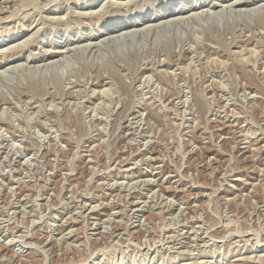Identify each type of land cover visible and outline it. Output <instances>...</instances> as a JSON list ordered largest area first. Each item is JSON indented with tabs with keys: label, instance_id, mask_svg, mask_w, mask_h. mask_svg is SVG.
<instances>
[{
	"label": "rangeland",
	"instance_id": "rangeland-1",
	"mask_svg": "<svg viewBox=\"0 0 264 264\" xmlns=\"http://www.w3.org/2000/svg\"><path fill=\"white\" fill-rule=\"evenodd\" d=\"M223 1L0 0V264H264V0Z\"/></svg>",
	"mask_w": 264,
	"mask_h": 264
},
{
	"label": "bare ground",
	"instance_id": "bare-ground-1",
	"mask_svg": "<svg viewBox=\"0 0 264 264\" xmlns=\"http://www.w3.org/2000/svg\"><path fill=\"white\" fill-rule=\"evenodd\" d=\"M236 2H238V1H232V2H230V1H223V2H221V3H218L215 7H220L219 9H221V10H224V9H226V8H228L230 11H233L234 12V6H237V7H239V8H242V6L244 7V9H246V7L248 8V9H251V8H249V7H251V6H253L254 4H256L255 2H253V3H250V2H243L242 4H240L239 2L236 4ZM125 4V3H124ZM206 3H205V1H201V2H196V3H193V4H189V5H179V6H177V7H175V8H171V7H168V8H166L163 12H161L160 14H158V15H156V17L153 19V22H156V23H158V25L159 26H165L166 28H168V29H170L171 27H172V25L174 24V23H178L179 24V22H177V19L175 18H173V19H170L169 17H172V16H179V15H185V14H188L187 16H185V18L183 17V19H185V20H183V22H184V25L185 24H190L189 23V21L188 20H191V21H194V20H198V18H200V17H203L202 16V14L203 15H206V14H209V15H215V14H217L216 13V11H210L209 12V10H208V8L207 9H205L203 6L205 5ZM232 5H234L233 7H232ZM22 6V5H21ZM256 6H258L257 4L254 6V7H256ZM214 7V6H213ZM213 7H209V8H213ZM253 7V8H254ZM260 7V6H259ZM263 7V6H262ZM233 8V9H232ZM252 8V9H253ZM208 12H206L205 10ZM243 9V8H242ZM258 9V8H257ZM256 9V10H257ZM195 10H197V12H198V10H200L201 12L199 13H193L192 14V12L191 11H195ZM212 10V9H211ZM237 11L239 10V9H236ZM247 10V9H246ZM256 10H253V11H256ZM226 11V10H225ZM249 11V10H248ZM247 12V11H246ZM250 12H251V10H250ZM250 12H249V14H250ZM231 13V12H230ZM229 13V14H230ZM224 14V13H223ZM237 14V13H236ZM235 14V15H236ZM253 14V13H252ZM218 15V14H217ZM181 16V17H182ZM200 16V17H199ZM216 16V15H215ZM206 17H209L208 15L206 16ZM217 17V16H216ZM170 20H169V19ZM116 20H113V22H111L112 24L115 22ZM143 23H150V20H148V21H146V22H143ZM151 24V23H150ZM182 24V23H181ZM142 25H141V19H137V20H129V21H127V20H125V21H123V22H120V23H115L113 26H111L110 28H108V29H106L105 31L103 30V32H105V33H98L99 34V36H103L102 38V43H106V42H108V41H110L111 43H114L115 41H117V40H122V39H126V40H128V39H133L134 40V38L135 37H140L139 35H141V33H142V31H140L139 29V27H141ZM175 27H173V28H179V26H176V25H174ZM164 27V28H165ZM127 28H129L128 29V31H123V30H126ZM185 28H188V27H185ZM144 29V28H143ZM189 29V28H188ZM258 31V30H257ZM262 31V30H261ZM100 32V31H99ZM118 32H121V34H118ZM148 32V31H147ZM108 36V37H107ZM201 38V37H200ZM99 40V39H98ZM105 40H107V41H105ZM140 41V40H139ZM178 41V40H177ZM88 42V41H87ZM123 42V41H122ZM244 42H246V41H244ZM119 43V42H118ZM117 43V44H118ZM1 45V44H0ZM125 45V44H124ZM97 46H98V44H97ZM1 47V46H0ZM251 50V49H250ZM233 53H235V52H233ZM253 53V52H252ZM256 53V52H255ZM53 55H51V57H50V55H49V57L48 58H56L57 56H59L60 55V53L59 52H53L52 53ZM241 54V53H240ZM242 55V54H241ZM63 56H64V54H63ZM63 56H62V58H63ZM206 56V55H205ZM243 56V55H242ZM247 56V55H246ZM61 57V56H60ZM256 58V57H255ZM246 59V62H247V58H245ZM244 59V60H245ZM260 59V58H259ZM45 60H48L47 58L46 59H43V58H40V59H31L30 60V62H43V61H45ZM57 60V59H56ZM212 60V59H211ZM219 60V59H218ZM244 60H242V61H244ZM249 60V59H248ZM214 61V60H213ZM240 61V60H239ZM145 62V61H144ZM162 62V63H161ZM161 62H160V64H159V66H162V67H164V66H168L169 65V63H167V61L166 62H163L162 60H161ZM210 62V61H209ZM194 63V62H193ZM243 63H245V62H243ZM248 63V62H247ZM30 64H32V63H30ZM121 64V63H120ZM197 64V63H196ZM214 64V63H213ZM212 64V65H213ZM216 64V63H215ZM242 64V63H241ZM39 65V64H38ZM228 65V64H227ZM243 65V64H242ZM42 66V65H41ZM45 66V65H44ZM239 66V65H238ZM254 66V65H253ZM35 67V66H34ZM46 67V66H45ZM150 67V66H149ZM189 67V66H188ZM36 68V67H35ZM190 68V67H189ZM188 68V69H189ZM182 71V70H181ZM196 71V70H195ZM263 71V70H262ZM164 72V71H163ZM5 73V72H4ZM102 73V72H101ZM176 73V72H175ZM190 73V72H189ZM184 74V73H183ZM191 74V73H190ZM68 75V74H67ZM188 75V74H187ZM94 76V75H93ZM126 76V75H125ZM151 76V75H150ZM174 76V75H173ZM208 76V75H207ZM261 80V79H260ZM82 81V80H81ZM103 84H104V81L102 80L101 81ZM174 82V81H173ZM176 82V81H175ZM215 82V81H214ZM224 82V81H223ZM90 83V82H89ZM212 85V84H211ZM222 85V84H221ZM65 87V86H64ZM227 87V86H226ZM72 88V87H71ZM158 88V87H157ZM167 89V88H166ZM208 89V88H207ZM93 91V90H92ZM107 91V90H106ZM153 91V90H152ZM160 91V90H159ZM75 92V91H74ZM110 92V91H109ZM55 93V92H54ZM95 93V92H94ZM106 94V93H105ZM108 94V93H107ZM162 94V93H161ZM254 94V93H253ZM168 95V94H167ZM108 96V95H107ZM148 96V95H147ZM167 97V96H166ZM10 99V98H9ZM117 99V98H116ZM154 99V98H153ZM113 101V100H112ZM158 101V100H157ZM167 101V100H166ZM170 101V100H169ZM152 102V101H151ZM15 103V102H14ZM71 103V102H70ZM73 103V102H72ZM79 103V102H78ZM101 103V102H100ZM110 103V102H109ZM68 105V104H67ZM76 105V104H75ZM118 105V104H117ZM26 106V105H25ZM102 106V105H101ZM108 106V105H107ZM224 106V105H223ZM54 107V106H53ZM55 107H57V106H55ZM98 107V106H97ZM163 107V106H162ZM33 108V107H32ZM68 108V107H67ZM109 108V107H108ZM228 108V107H227ZM77 109V108H76ZM98 109V108H97ZM29 110V109H28ZM95 111V110H94ZM184 111V110H183ZM7 112V111H6ZM39 112V111H38ZM90 112V111H89ZM163 113V112H162ZM96 115V114H95ZM99 116V115H98ZM3 117V116H2ZM1 117V118H2ZM96 117V116H95ZM233 117V116H232ZM103 118V117H102ZM39 119V118H38ZM47 119V118H46ZM39 123H41V122H39ZM41 124H43V123H41ZM187 125V124H186ZM5 129V128H4ZM129 129V128H128ZM14 131V130H13ZM101 131H103V130H101ZM6 133V132H5ZM121 136H123V135H121ZM149 136V135H148ZM151 136V135H150ZM28 137V136H27ZM47 137V136H46ZM152 137V136H151ZM6 138V137H5ZM49 138V137H48ZM1 139V138H0ZM27 139V138H26ZM18 141V140H17ZM96 141V140H95ZM102 142V141H101ZM138 142V141H137ZM20 143V142H19ZM94 147V146H93ZM212 149V148H211ZM8 152V151H7ZM18 156V155H17ZM7 158V157H6ZM211 158V157H210ZM27 159V158H26ZM214 159V158H213ZM151 160H153V159H151ZM122 161V160H121ZM154 161V160H153ZM25 164V163H24ZM119 164V163H118ZM155 167H157V166H155ZM215 167V166H214ZM120 168V167H119ZM154 169V168H153ZM156 169H158V168H156ZM262 170V169H261ZM260 170V171H261ZM262 172V171H261ZM50 173V172H49ZM51 174V173H50ZM261 174V173H260ZM137 176V175H136ZM160 177V176H159ZM11 180V179H10ZM150 181V180H149ZM166 181V180H165ZM142 184V183H141ZM150 183H148V185H149ZM6 185V184H5ZM132 185H133V183H132ZM263 185V184H262ZM254 187V186H253ZM6 188V187H5ZM264 188V187H263ZM11 189V188H10ZM158 190V189H157ZM74 193V192H73ZM131 193V192H130ZM157 193V192H156ZM153 194H155V193H153ZM165 196V195H164ZM207 196V195H206ZM121 197H123V196H121ZM121 199V198H120ZM154 200V199H153ZM195 201V200H194ZM115 202V201H114ZM131 203H132V201H131ZM135 203V202H134ZM135 204H137V203H135ZM144 206V205H143ZM23 207V206H22ZM140 207H142V206H140ZM139 207V208H140ZM161 207V206H160ZM171 207V206H170ZM138 208V211L140 210ZM182 208H184V207H182ZM98 209V208H97ZM127 209V208H126ZM136 210H137V208H135ZM11 211V210H10ZM25 211V210H24ZM114 211V210H113ZM77 212V211H76ZM136 212V211H135ZM180 212V211H179ZM185 212V211H184ZM112 213V212H111ZM186 213V212H185ZM100 214V213H99ZM188 214V213H187ZM33 215V214H32ZM14 217V216H13ZM85 217V216H84ZM185 218V217H184ZM72 220V219H71ZM112 220H113V218H112ZM111 220V221H112ZM120 220V219H119ZM257 220V219H256ZM32 221V220H31ZM177 221V220H176ZM25 222V221H24ZM220 222V221H219ZM102 223H103V221H102ZM117 223V222H116ZM132 223V222H131ZM147 223V222H146ZM119 224V223H118ZM136 225V224H135ZM23 226V225H22ZM145 226H146V224H145ZM173 226V225H172ZM226 226H228V225H226ZM118 227V226H117ZM164 228V227H163ZM97 229V228H96ZM118 229V228H117ZM205 229V228H204ZM194 230V229H193ZM188 231V230H187ZM191 231V230H190ZM69 232V231H68ZM67 232V233H68ZM101 232V231H100ZM109 233V232H108ZM133 233V232H132ZM244 233V232H243ZM178 234V233H177ZM190 234V233H189ZM197 234V233H196ZM235 234V233H234ZM238 234V233H237ZM182 235H184V234H182ZM259 235V234H258ZM72 236V235H71ZM103 236V235H102ZM109 236V235H108ZM166 236V235H165ZM191 236V235H190ZM202 236V235H201ZM61 237V236H60ZM172 237V236H171ZM198 237V236H197ZM63 238V237H62ZM89 238V237H88ZM181 238V237H180ZM187 238V237H186ZM90 239V238H89ZM111 239V238H110ZM189 239V238H188ZM200 239V238H199ZM49 240V239H48ZM127 240V239H126ZM166 240V239H165ZM201 240V239H200ZM250 240V239H249ZM65 241V240H64ZM98 241V240H97ZM194 241H195V238H194ZM198 241V240H197ZM248 241V240H247ZM98 242H100V241H98ZM171 242V241H170ZM177 242V241H176ZM236 242V241H235ZM8 244V243H7ZM104 244V243H103ZM132 244V243H131ZM200 244V243H199ZM94 245V244H93ZM183 245V244H182ZM208 246V245H207ZM101 247V246H100ZM103 247V246H102ZM74 248V247H73ZM189 248V247H188ZM194 248V247H193ZM59 249V248H58ZM69 249V248H68ZM175 249V248H174ZM157 250V249H156ZM173 250V249H172ZM193 250V249H192ZM101 251V250H100ZM184 252H186V251H184ZM190 252V251H189ZM177 253V252H176ZM179 253V252H178ZM60 254V253H59ZM78 258V257H77ZM80 258V257H79ZM258 259V258H257ZM59 260V259H58ZM244 260V259H243ZM264 260V259H263ZM255 261H256V259H255ZM72 262V261H71ZM263 262V261H262ZM81 263V262H80ZM194 264V263H193Z\"/></svg>",
	"mask_w": 264,
	"mask_h": 264
}]
</instances>
